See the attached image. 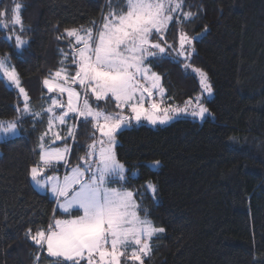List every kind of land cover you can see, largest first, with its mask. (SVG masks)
Returning <instances> with one entry per match:
<instances>
[{"label":"trees","instance_id":"trees-1","mask_svg":"<svg viewBox=\"0 0 264 264\" xmlns=\"http://www.w3.org/2000/svg\"><path fill=\"white\" fill-rule=\"evenodd\" d=\"M29 44L14 48L0 28V56L15 66L34 109L44 104L42 81L71 50L65 29L99 26L109 0H18ZM122 0H113L114 4ZM1 0L0 6H11ZM192 19L182 24L194 41L193 66L203 69L214 89L205 105L213 113L203 123L181 119L157 129L140 126L118 133L117 158L127 168L126 187L164 233L153 239L146 264H264V0H184ZM164 40L178 47V29ZM206 29V30H205ZM62 37L57 39V37ZM174 55V53H173ZM162 59L152 65L169 96L181 101L199 91L198 79L182 63ZM23 103L0 82V119L10 120ZM100 108L118 111L111 101ZM20 136L0 142V264H57L38 252L28 237L59 215L55 200L39 192L29 170L37 162V142L46 124L28 116ZM91 125H77L71 158L86 153ZM70 143V144H71ZM160 161L158 170L150 162ZM138 172V177H132ZM153 182L158 201L145 190ZM143 214V213H142ZM84 264V262H82Z\"/></svg>","mask_w":264,"mask_h":264},{"label":"snow or ice","instance_id":"snow-or-ice-1","mask_svg":"<svg viewBox=\"0 0 264 264\" xmlns=\"http://www.w3.org/2000/svg\"><path fill=\"white\" fill-rule=\"evenodd\" d=\"M21 8L18 0H12L11 6H0V28L11 29L6 39H14L17 50L28 44L21 35L25 32ZM193 16L184 10V0H122L119 4L109 0L99 26L91 21L90 26L65 29L66 37L72 38L69 48L75 68L69 72L65 63L69 53L61 50L60 67L42 81L48 101L39 109L30 104L28 92L7 55L0 56V82L17 89L23 98L22 107L17 105L15 109V118L0 119V141L19 135V122L24 116L46 124L37 142L38 160L29 174L33 184L50 192L57 207L68 215L54 217L46 228H37L34 233L29 228L26 234L38 246V252L56 258L57 264H144L151 254L152 238L165 231L154 225L142 208V194L138 197L136 191L125 186L128 170L117 158L115 148L117 133L133 121L163 125L182 113L200 120L211 115L199 96L195 101L187 100L183 107H163L162 78L152 70V65L162 59L177 62L182 58L178 62L196 73L203 92L212 95L207 73L188 62L195 38L183 31L182 24ZM173 21L178 29V47L163 39ZM100 101L113 102L118 111L101 109ZM193 103L195 107L189 110ZM80 121L91 125V142L85 156L80 157L81 163L69 169L70 147L67 143L53 145L68 138L74 142ZM61 163L66 168L62 179L45 174ZM145 190L153 196L157 192L151 182ZM40 259L35 255V264H40Z\"/></svg>","mask_w":264,"mask_h":264},{"label":"rangeland","instance_id":"rangeland-1","mask_svg":"<svg viewBox=\"0 0 264 264\" xmlns=\"http://www.w3.org/2000/svg\"><path fill=\"white\" fill-rule=\"evenodd\" d=\"M1 1V0H0ZM174 22V21H173ZM171 25V24H170ZM169 25V26H170ZM3 29V28H2ZM4 31H5V37H6V35H8V34H11V29L9 28L8 30H5V29H3ZM17 31H18V29H17ZM21 35H23L24 36V38H26L27 40H28V38L24 35V33H21ZM201 36L202 35H198V36H196V37H194L195 39H194V41L195 40H197V39H200L201 38ZM10 41V40H9ZM11 43H13L14 44V39L13 40H11L10 41ZM28 44H29V40H28ZM28 44L27 45H25L24 46V48L25 47H27L28 46ZM192 47L194 48V42H193V45H192ZM23 48V49H24ZM23 49H21V50H23ZM20 50V51H21ZM193 53H194V51H191V55H190V60H191V58H192V55H193ZM175 55V54H174ZM9 58V57H8ZM182 58H177V60H181ZM190 60L188 61L189 63H190ZM9 63L11 64V62H10V58H9ZM12 65V64H11ZM193 67H196V66H193ZM196 68H198V67H196ZM199 69H201V68H199ZM152 70L154 71V69H153V67H152ZM203 70V69H202ZM189 73H191V74H193L197 79H198V82H199V76L196 74V73H193L192 71H191V69H189V70H187ZM204 71V70H203ZM155 72V71H154ZM205 72V71H204ZM158 74V73H157ZM208 76V75H207ZM208 79H209V77H208ZM209 81H210V79H209ZM211 82V81H210ZM161 83H162V80H161ZM22 85V84H21ZM199 85H200V83H199ZM23 87V86H22ZM10 88H12V89H14V90H16L17 92H18V90L17 89H15L14 87H10ZM164 88V87H163ZM212 89H213V87H212ZM29 95V94H28ZM53 95H55V94H53ZM200 97V102L201 103H203L204 104V106H206L205 105V100L206 99H212L213 97H214V89H213V91H212V95L211 96H208L207 95V93H204L203 92V90H202V88H201V86H200V91L193 97V98H189V99H192L193 101H195V99H196V97ZM21 97V100H22V103H23V98H22V96H20ZM30 97V96H29ZM156 99L159 101V99H160V97L159 96H157L156 97ZM189 99H187V100H189ZM187 100H184V101H181L180 99H178L177 97H175V96H169L168 95V93H167V91L165 90V94H164V97H163V104H162V106L163 107H166V106H168V105H176V106H180V107H183L184 106V104H185V102L187 101ZM47 101H48V95H46V100L44 101V105L46 106V103H47ZM100 102H107V101H100ZM100 102H98V103H100ZM30 104L32 105V103H31V98H30ZM33 106V105H32ZM146 106H148L147 105V103H146ZM192 107H195V103H193V105H191L190 106V108H189V110H191V108ZM207 107V106H206ZM34 108V107H33ZM208 108V107H207ZM209 109V108H208ZM104 110V109H103ZM107 111V110H106ZM125 111L127 112V109H125ZM209 112L211 113V115H207L206 114V117H205V119L204 120H200L198 117H192L191 115H186V114H180L179 116H175L174 115V118L172 119V120H170L167 124H163V125H161V124H157V125H152V124H150V123H148V122H146V121H141L139 124H137L135 121H133L132 123H131V125L129 126V127H127V128H125V129H131V128H137V127H140V126H148V127H151V128H154V129H157V128H159V127H165V126H168V125H170V124H172L173 122H176V121H178V120H181V119H190V120H193V121H195V122H199V123H203L204 121H206L207 119H209V118H212V119H214V116H213V113L210 111V109H209ZM71 123H76L75 121H71ZM125 129H123V130H125ZM18 131H19V135L18 136H20L21 135V131H20V128L18 129ZM92 133H93V131L91 132V134H90V136H92ZM120 133V132H119ZM51 135V134H50ZM97 135H98V133H97ZM117 135H118V133H117ZM48 140H49V137H46L45 138V143L47 144V142H48ZM0 142H2V141H0ZM73 143V140L71 139V138H68L66 141H57V144L56 145H53L54 147L55 146H61V145H63V144H65V143H67L68 144V146L70 147V149H72V143ZM91 142V140H89V142L88 143H90ZM71 143V144H70ZM119 144V140H118V137H117V145ZM116 148H117V146H116ZM116 148H115V151H116ZM85 154L86 153H84V154H80V155H76V156H74V157H72L71 158V153H70V155H69V157H68V165H67V167L70 169L71 167H73V166H76L77 164H79V163H81V161H80V157H83V156H85ZM117 155V154H116ZM160 162V161H159ZM153 164V162H150L149 163V166L153 169V170H158L159 168H160V166H161V162L159 163V166H156V167H152L151 165ZM65 172H66V168H65V166H64V164L63 163H61V164H59V165H56L54 168H52V169H49L48 170V172H46L45 174L47 175V174H55V175H58V176H60V178L62 179L63 178V176H64V174H65ZM126 180H127V178H128V176H127V172H126ZM132 177H134V178H137L138 177V172H134L133 174H132ZM33 183V182H32ZM151 183H153V182H151ZM154 184V183H153ZM34 185V184H33ZM155 185V184H154ZM35 186V185H34ZM156 186V185H155ZM35 188L39 191V192H41V193H43V194H48L52 199H54L55 200V198L51 195V193L50 192H48V191H41L39 188H37L36 186H35ZM156 188H157V186H156ZM149 192V194L153 197V199L155 200V201H158V195H157V192H156V194H155V196H153L152 195V193L150 192V191H148ZM56 207H57V204H56ZM57 211H59L60 213H59V215L58 216H56L55 218H67V215L68 214H63L62 212H61V210L57 207ZM76 213L75 212H72L71 213V215H75ZM164 233V232H163ZM162 233H159V234H157L156 236H154L153 238H152V241H151V254H152V252H153V239L155 238V237H157V236H160ZM150 254V255H151ZM149 255V256H150ZM149 256H147L145 259H144V264H146V262H145V260L149 257Z\"/></svg>","mask_w":264,"mask_h":264}]
</instances>
